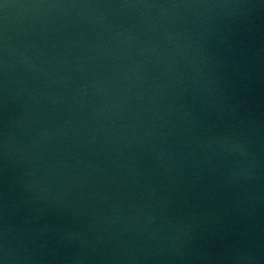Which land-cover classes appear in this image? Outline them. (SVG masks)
<instances>
[{"label":"water","instance_id":"1","mask_svg":"<svg viewBox=\"0 0 264 264\" xmlns=\"http://www.w3.org/2000/svg\"><path fill=\"white\" fill-rule=\"evenodd\" d=\"M0 264H264V0H0Z\"/></svg>","mask_w":264,"mask_h":264}]
</instances>
